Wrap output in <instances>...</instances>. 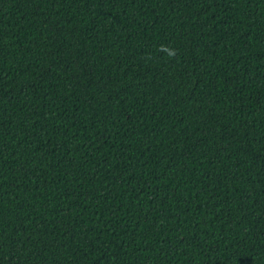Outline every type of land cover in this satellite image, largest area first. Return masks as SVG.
Masks as SVG:
<instances>
[{
    "label": "trees",
    "instance_id": "1",
    "mask_svg": "<svg viewBox=\"0 0 264 264\" xmlns=\"http://www.w3.org/2000/svg\"><path fill=\"white\" fill-rule=\"evenodd\" d=\"M0 264H264V0H0Z\"/></svg>",
    "mask_w": 264,
    "mask_h": 264
},
{
    "label": "clouds",
    "instance_id": "2",
    "mask_svg": "<svg viewBox=\"0 0 264 264\" xmlns=\"http://www.w3.org/2000/svg\"><path fill=\"white\" fill-rule=\"evenodd\" d=\"M164 50L168 52L170 57H174L176 55V51L174 49L169 50L167 46H164Z\"/></svg>",
    "mask_w": 264,
    "mask_h": 264
}]
</instances>
